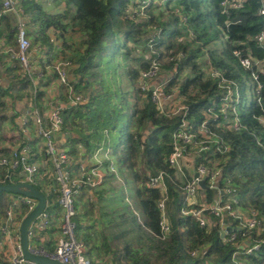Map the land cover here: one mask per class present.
<instances>
[{"label": "trees", "instance_id": "trees-1", "mask_svg": "<svg viewBox=\"0 0 264 264\" xmlns=\"http://www.w3.org/2000/svg\"><path fill=\"white\" fill-rule=\"evenodd\" d=\"M16 1L23 11L31 51L46 48L45 60L38 62L43 74L47 70L54 72L59 61L49 31L63 33L70 26V33L78 36V44L68 47L75 46L74 55L68 59L73 65V79L69 80L68 87L62 85L57 89L55 106H49L53 109L58 104L69 103L70 87L71 96L86 98L85 103L58 110L63 119L62 132L68 136L66 148L70 160L79 163L86 155L89 157L102 149L113 157L118 173L124 177L123 183L109 186L111 194L105 203L100 204L94 191L88 189L77 196L79 203L83 198L87 200V206L80 215L76 206V237L84 243L86 256L93 260L92 264L96 260H110L114 264H232L233 254L247 245L248 240L264 241V75H259L257 82L251 78L253 72L264 69V44L255 39L264 30V17L258 14L259 9L264 8V0H241L240 8L230 9L228 13H223L221 0H168L161 8H149L147 20L142 22L126 16L130 0H66L67 6L75 10L66 9L60 14L48 13L40 0ZM154 30L160 34L155 36L152 48H148L143 44H147ZM16 38L15 18L4 13L0 2V42L17 52ZM67 45L64 42L61 46V56ZM143 46L146 47L143 53L150 54L148 61L143 55L134 53L135 48ZM235 51L257 63L250 70L243 68ZM180 54L184 57L178 60L176 57ZM3 57L11 63L10 67L1 68L4 76L0 73V143L6 140L1 127L7 121H12L10 131L17 130L23 143L22 133L14 121L27 103L43 108L45 89L49 85L45 81L38 83L33 94L31 81L18 61ZM171 58H175L174 61H170ZM128 59L135 65L127 68L131 90L123 88L119 73ZM152 59H156L160 70L165 68L172 75L165 91H176L182 104L189 107L188 119L193 130L206 118L207 110L215 107L222 93L209 78V71L215 69L239 84L242 99L238 113L242 128L229 130L230 121L221 119L207 125L223 139L226 148L223 154L215 152L218 164L214 169L221 171V181L231 179L234 182L239 208L253 211L261 221L259 229L238 232L234 243L227 242L228 236L221 239L220 219L206 214L209 217L206 226L201 227L196 217L184 216L181 212L200 207L188 205L181 190L183 180L167 164L172 135L179 128V117L172 116L168 109L161 112L151 102V92L141 93L137 89L139 74L148 70ZM189 68L191 75L178 84ZM246 84L253 88L254 99L249 103L244 98ZM259 85L262 88L257 96ZM130 95L137 96L134 102L129 100ZM10 154L9 149L0 148V156ZM110 164V160L105 161L106 166ZM208 166L214 165L210 162ZM112 173L115 174L107 172L104 183L108 178L115 181L110 178ZM155 173L162 175L163 184L159 182L157 187H152L150 182ZM43 175L33 187H41L42 190L36 189L45 197V212L52 218L54 212L59 211L57 195L43 186L53 184L50 175ZM20 182L18 175L11 177V181L6 180L5 171L0 168V184ZM97 194L104 200V192ZM205 194L210 201L212 193ZM16 198V195L0 193V227ZM163 198L169 226L164 240L159 236L161 213L157 207ZM13 213L16 221L21 222L29 211L26 206H13ZM85 216L102 222L108 218L99 237V246L81 224ZM121 221L124 224L121 234L136 238L114 250L106 232ZM227 223L232 228L237 227L231 220ZM115 237L113 234L112 239ZM48 249L49 252L54 250ZM0 264H9L8 259L0 256ZM240 264H264V243L253 256H240Z\"/></svg>", "mask_w": 264, "mask_h": 264}, {"label": "built area", "instance_id": "built-area-1", "mask_svg": "<svg viewBox=\"0 0 264 264\" xmlns=\"http://www.w3.org/2000/svg\"><path fill=\"white\" fill-rule=\"evenodd\" d=\"M168 0H130L125 9L126 16L133 21L142 22L147 20V11L149 8H161ZM4 13H10L15 18V28L17 32V52L11 47L0 45V56H8L13 58L20 64L23 72L31 81V92L34 94L38 83L44 76L43 72L34 71L32 60L30 59L31 42L27 37L26 24L22 17L23 11L18 7L16 0H0ZM223 13H228L230 9L236 10L240 8L241 0H221ZM258 14L264 17V8L259 9ZM49 35L50 41L59 53V61L54 66L56 89L54 99L57 98V89L69 84V72H72L73 65L68 59L61 56V45H57V31L52 30ZM159 31H151L147 44H143L148 48H152L155 36ZM61 34V33H58ZM257 43L264 44V30L255 38ZM235 56L239 59V63L245 69H251L252 60L243 58L241 52L235 51ZM184 55L180 54L176 58L182 59ZM175 59V58H174ZM173 58L170 61H174ZM45 60V57L42 59ZM160 67L156 59H152L148 70L141 71L137 89L141 93L151 92L150 100L156 107L164 112H168L175 117H179V128L172 135L171 151L167 159L168 166L174 170L176 176L183 180L181 190L189 199L194 198L196 201L188 205H195L197 202L201 205L199 209H182L184 216H194L197 218L199 226H206L209 218L205 216L215 217L222 220L223 217H229L232 222L237 224L236 228L230 225L224 226L223 231L230 226L231 232L226 233L227 242L234 243L238 232L252 231L261 228V221L257 218L253 211L245 212L239 208V196L236 186L231 179L221 181V171L214 169L218 164L215 159V152L223 154L226 148L223 146V139L217 137L208 127V123L216 122L219 119L229 122L228 128L232 131H238L241 126L238 108L241 104V90L239 84L233 80L224 77L219 71L211 69L208 76L215 83L218 89L222 91L219 100L214 108H209L206 118L199 124L196 130L191 127V120L188 119L189 107L182 104L181 98L176 91L167 93L166 86L169 84L172 75L168 73L164 77H160ZM264 75V69L260 68L257 72L251 74V78L257 82L258 76ZM153 88V91H151ZM261 86L256 89V95H260ZM72 88L68 90L71 97L69 103L58 104L56 108H50V104L44 105L45 108L35 106L33 103H27L22 106L19 121V130L24 133L23 143H18L15 147L8 148L11 154L8 157L0 156V168L5 171V179L11 181L14 175L25 176L24 181L20 183H28L34 185L43 179V174H48L53 179V184H43L47 190L57 195V203L60 208L59 215V238L56 241L54 252L47 251L43 246L38 244L40 238L36 237L35 228L39 232H45L53 222V216L50 217L44 212L32 222L28 231V250L33 255L43 256L45 258L60 262L62 264H92V261L86 256L85 245L76 237L75 217L76 197L86 189L98 188L104 181L105 169L101 166V161L94 155L90 162L87 163L82 159L79 163L70 160L67 150L58 147L55 136L63 128V119L58 110L68 109L78 103H85L86 98L79 96H71ZM55 101V100H54ZM25 111L24 114H22ZM233 116L230 119V116ZM27 117H30L26 119ZM31 127V129H30ZM31 130L33 137L36 139H26L28 130ZM40 141V143H39ZM214 145V146H213ZM212 162L213 167L209 168L208 163ZM110 172H114L115 168L110 166ZM43 171V173H40ZM21 178V177H19ZM26 180V181H25ZM162 182V175L158 174L151 180L150 186L157 187ZM200 182L205 183L207 190L203 191L199 188ZM13 184V183H12ZM203 195H201V192ZM210 191L212 197L210 201L206 197L205 192ZM17 199V200H16ZM15 199L13 206H26L29 213L35 208L37 202L34 199L23 197ZM165 198L160 200L157 207L161 213L160 222V238L164 240L169 233V226L165 218ZM207 203V204H206ZM13 206L8 207L4 222L0 227V256L7 258L9 264H33L27 261L22 253L20 246L19 226L21 222H17L13 213ZM244 236V234H243ZM264 241L253 240L242 247L241 250L235 252L232 256V264H240V256H253L260 248ZM11 250L9 254L5 246Z\"/></svg>", "mask_w": 264, "mask_h": 264}, {"label": "rangeland", "instance_id": "rangeland-1", "mask_svg": "<svg viewBox=\"0 0 264 264\" xmlns=\"http://www.w3.org/2000/svg\"><path fill=\"white\" fill-rule=\"evenodd\" d=\"M53 2V1H52ZM54 2H58L59 3V5L61 6V4L63 3V6H61L62 7V9L65 11L66 9H70V10H72V11H74L75 9H74V7L73 6H67V4H66V0H55ZM53 2V3H54ZM64 7H66V8H64ZM160 34V31L158 32V35ZM75 35H72L71 37L72 38H74V39H76L75 37H74ZM78 41H79V39H77V41H76V43H75V45H77L78 44ZM68 47H70L69 45H67L66 46V49L67 50H65L64 51V53H63V58H66V59H69L72 55H74V49L73 48H75V46H72L73 48H68ZM144 50L146 51V47H144L143 46V48L142 47H138V48H135L134 49V53L137 55V56H139V55H143V59L145 60V61H148V59H149V55L147 54V53H143L144 52ZM181 57H183V56H181ZM119 58V60L120 61H123V57L122 56H119L118 57ZM203 61V60H202ZM201 63L202 62H200V64H198V65H201ZM207 65V64H206ZM34 66H37V67H39L38 66V60L37 61H35L34 62ZM134 67L135 65H134V63H133V61L132 60H130V59H128V61H127V63H126V65L124 64V66H122L121 67V69L119 70V73H120V75H121V82H122V86H123V88L125 89V88H128L129 90H131V84H130V82H129V79H128V77H127V68L128 67ZM169 72L165 69V68H163L161 71H160V77L162 78V77H164V76H166L167 74H168ZM191 75V68H189V69H186L185 71H184V73L181 75V77H180V81H179V83L178 84H181L186 78H187V76H190ZM45 83H47L49 86H48V89H47V91H48V93H51L52 91H53V88H54V86H55V83H54V72H51V76L50 77H46L45 78ZM50 97H51V95H50ZM137 96L136 95H134V97L132 98V95H130L129 96V100L131 101V102H134L135 101V98H136ZM244 98H245V100L247 101V103H249L250 101H252L253 99H254V95H253V88H252V85H249V84H246V88L244 89ZM138 104H140V98L138 99ZM21 112V111H20ZM25 113V111L22 113V114H24ZM19 117H20V115H19ZM18 117V118H19ZM16 119L14 122H16V121H21V119L23 118H20V119ZM28 118H30V117H27L26 119H28ZM8 123L9 124H4V125H9V128H10V126L12 125V121H8ZM3 126V125H2ZM4 129V128H3ZM30 129H31V127H30ZM29 129V130H30ZM21 131V130H20ZM31 131V130H30ZM3 132V131H2ZM1 132V133H2ZM12 131H10V130H8L7 129V131L6 132H4L3 134H5L6 133V135H8L9 133H11ZM22 133V132H21ZM32 133V132H31ZM22 135H24V133H22ZM34 140H33V142L36 140L35 138H33ZM39 143H40V141H39ZM108 153V152H107ZM103 155V154H102ZM109 156V160L111 159L112 160V162H111V165L113 164L114 166V168H115V174L114 173H112L113 174V176L111 177L110 176V178H113V179H115V181H111V179H107L106 180V183H104L100 188H98L96 191H94V193H95V198H96V200L100 203V202H104L105 203V199H108L107 197L111 194L110 193V188H109V186L110 185H117V183H123V181H124V177L122 176V175H120L119 173H118V170H117V168H116V164H115V160L113 159V157L111 156V155H108ZM99 158V160L101 161V163L102 162H105L107 159L105 158V155L104 156H102V157H98ZM101 158H103V160L101 159ZM110 165V166H111ZM109 165L108 166H106L105 165V163H104V167H110ZM18 176H20V175H18ZM26 181V180H25ZM204 185H205V183H204ZM118 186V185H117ZM206 187V186H205ZM35 188H37V189H39V190H42L41 189V187H39V186H35ZM199 188H201V187H199ZM207 188V187H206ZM202 190V189H201ZM207 190V189H206ZM104 192V200L103 199H101L100 197L101 196H99L97 193L98 192ZM201 193V195H203V193H202V191L200 192ZM207 197V196H206ZM76 200H78V199H76ZM83 203L81 204V203H77V205H79V204H81V208L83 209H85L86 208V202H87V200H85L84 198H83ZM196 200L194 199V198H191V199H189V201H188V203L189 204H191V203H194ZM79 202V201H78ZM100 204H102V203H100ZM207 204V203H206ZM195 206H199V207H201V205L197 202L196 204H195ZM193 209H197V208H193ZM199 209V208H198ZM84 212V211H83ZM55 214L57 213V211H55L54 212ZM194 217V216H193ZM88 220H91V219H89L88 218ZM97 220V219H96ZM108 220V218H105V219H103V222L101 221V220H97L96 222L94 221V222H92V223H89V224H87V232L91 235V237H92V239L94 240V242L99 246L100 245V243H99V237H100V235H101V233H102V229H105V224H104V222L105 221H107ZM228 220H230V218L229 217H223L222 218V220H221V225H220V227H221V231H223L222 229H223V227L224 226H227V225H229L228 223H227V221ZM86 221V220H85ZM54 225H57V224H54ZM230 227V226H229ZM19 228H20V226H19ZM83 228H86V226H84ZM124 229V224H123V221H121L118 225H116V226H110V229L109 230H107V237H108V241H109V243H110V245H111V248L112 249H116V248H122L123 247V245L124 244H126V243H130L131 242V240H133V239H135L136 238V236H133V235H130V236H126V235H122L121 233V230H123ZM35 230V232H36V237H39V234H40V232H39V230L37 229V228H35L34 229ZM58 232H59V226H58ZM231 232V231H230ZM41 233H43V232H41ZM116 235V237L114 238V239H112V235ZM224 237H226V233H225V235H224ZM133 238V239H132ZM137 239H138V237H137ZM134 241V240H133ZM56 248V247H55ZM55 251V249L52 251V252H54ZM85 251H86V249H85ZM193 255H195L196 253L195 252H193L192 253ZM103 257L101 256L100 257V260L102 259ZM97 261V263H101V261H99V260H96ZM96 264V263H95ZM126 264H129V263H126Z\"/></svg>", "mask_w": 264, "mask_h": 264}, {"label": "crops", "instance_id": "crops-1", "mask_svg": "<svg viewBox=\"0 0 264 264\" xmlns=\"http://www.w3.org/2000/svg\"><path fill=\"white\" fill-rule=\"evenodd\" d=\"M52 1L54 2L55 0H40V3H42L44 9L47 10V12L50 13V14H60V13H62L64 11L62 9V7H61V6H63V3L60 6L58 2H54L53 3ZM64 8H66V7H64ZM72 12H74V11H72ZM51 31L52 30L49 31V35L52 34ZM58 33L56 34L57 45H61L62 46L64 44V42L66 44H68V45H74L76 43L77 39H78L77 38L78 37L77 35L70 33V26H68L66 28L65 32H63L61 34H58ZM72 35H75L76 37L75 36L74 37L76 39L72 38L71 37ZM0 45H4V42L1 41L0 42ZM45 52H46V48H41V49L40 48H35V49H33L30 52V59L32 60L33 66H34V62L35 61L38 60V62H39V60H42L45 57ZM0 57H1L0 62H2V64H0V73L2 74V76H4V73L2 72L1 68H8V67H10L11 60L10 59L8 60V59L4 58L3 56H0ZM34 71L35 72L40 71V68L37 67V66H34ZM51 72L52 71L47 70L46 71V74H44V76L42 78L43 81H41L40 83H43L45 81V78L46 77H50L51 76ZM69 75H70L69 79L72 80L73 79V75H72L71 71L69 72ZM55 89H56V87L53 88V91L51 93H48V91L45 89V91H46V98L44 100L45 101L44 102V105L50 104L52 107L55 106L54 105V102H55L54 100L55 99H54V96H53L54 93H55ZM125 90H129V89L128 88H125ZM50 95H51V97H50ZM43 108H45V106H43ZM18 119H20V117ZM15 123H16L17 126H19V122L18 121H16ZM4 124H9V123L7 121ZM4 124L1 127L2 129L4 128L3 129L4 132H6L7 129L8 130H11L12 129V126H10V128H9V125H4ZM18 129H19V127H18ZM4 138L6 140H4V141H2L0 143V148L1 149H8V148L10 149L12 147H15L18 143H20V139L18 138V131L17 130L12 131L8 135H6V133H5ZM10 138H13V140L10 139ZM25 138L26 139H33L34 138L33 137V134L31 133L30 130H28ZM55 140H56V144H57L58 147H61V148L67 150L66 144H67L68 136L65 135V133L62 132V130L55 136ZM94 155H96L97 157H102V156L105 155V158L107 160H109L108 159L109 158V156H108L109 155V152L108 153H105L102 149H99V150H96L94 153H92L90 156L88 155L89 157H87V155H86L85 160L87 161L88 164L91 163L90 162V159ZM101 159L103 160V158H101ZM110 162H112L111 159H110ZM104 163L105 162H102L101 166L105 169V177H106V174H107V172H109V170H108V167L107 168L104 167ZM19 177H21L20 179L22 181H24V178L22 176H19ZM104 180H105V178H104ZM103 183H104V181H103ZM103 183L101 184V186L103 185ZM101 186H99L98 188H100ZM98 188H92V189H88V190H91L93 192V191H96ZM76 199H77V197H76ZM14 201H15V199H14ZM83 202L84 201L82 200L81 201V204ZM77 203H79V202L76 200V206L78 207V214L80 215V214H82V213L85 212L84 211L85 209L84 208L82 209L81 208V204L77 205ZM59 215H60V208H59V211L54 215V218H53L54 220H53L52 224L50 225V227L45 232L39 234L40 238L38 240V244H40L41 246H43L46 250H49L48 249L49 247H51V249H55V247H56V241L60 237L59 236V232H58V226H59L58 219H59ZM88 218L91 219V220H88ZM94 221L96 222L97 220L95 218L90 217V216H85L84 218L83 217L81 218V224H82L83 227L86 226V228H85L86 230H87V224L92 223ZM54 224H57V225H54ZM5 248L7 249V252L10 254L11 253L10 248L7 245L5 246ZM91 261H93V260H91ZM95 263L96 264H114L110 260H103L102 263H97V261H96ZM120 264H126V263L121 262Z\"/></svg>", "mask_w": 264, "mask_h": 264}, {"label": "water", "instance_id": "water-1", "mask_svg": "<svg viewBox=\"0 0 264 264\" xmlns=\"http://www.w3.org/2000/svg\"><path fill=\"white\" fill-rule=\"evenodd\" d=\"M153 91V88H151ZM155 177H158V173H155ZM25 178V176H23ZM199 186L203 191L207 188L205 187L203 182H200ZM0 193H7L16 195L19 199L26 197L30 199H34L37 204L35 208L28 213L26 217H24L21 221L19 228L20 235V246L23 253L24 258L33 263V264H62L60 262L45 258L43 256L33 255L29 252V241H28V231L34 220H36L45 210L46 208V199L42 195L40 191H38L35 187L28 183H16V184H0ZM231 228H226V233H230ZM225 232L220 231L221 239L224 238Z\"/></svg>", "mask_w": 264, "mask_h": 264}]
</instances>
